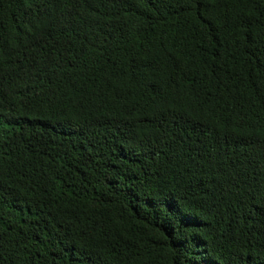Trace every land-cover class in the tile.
<instances>
[{
	"label": "trees",
	"instance_id": "trees-1",
	"mask_svg": "<svg viewBox=\"0 0 264 264\" xmlns=\"http://www.w3.org/2000/svg\"><path fill=\"white\" fill-rule=\"evenodd\" d=\"M0 264H264V0H0Z\"/></svg>",
	"mask_w": 264,
	"mask_h": 264
}]
</instances>
